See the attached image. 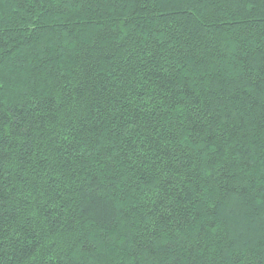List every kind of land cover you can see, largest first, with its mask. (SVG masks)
<instances>
[{
    "label": "trees",
    "instance_id": "1",
    "mask_svg": "<svg viewBox=\"0 0 264 264\" xmlns=\"http://www.w3.org/2000/svg\"><path fill=\"white\" fill-rule=\"evenodd\" d=\"M0 264H264V0H0Z\"/></svg>",
    "mask_w": 264,
    "mask_h": 264
}]
</instances>
